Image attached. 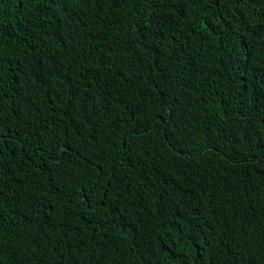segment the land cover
Listing matches in <instances>:
<instances>
[{
    "label": "trees",
    "instance_id": "16d2710c",
    "mask_svg": "<svg viewBox=\"0 0 264 264\" xmlns=\"http://www.w3.org/2000/svg\"><path fill=\"white\" fill-rule=\"evenodd\" d=\"M0 264H264V0H0Z\"/></svg>",
    "mask_w": 264,
    "mask_h": 264
}]
</instances>
